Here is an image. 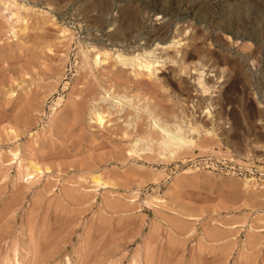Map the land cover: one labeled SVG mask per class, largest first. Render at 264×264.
<instances>
[{"label": "rangeland", "instance_id": "obj_1", "mask_svg": "<svg viewBox=\"0 0 264 264\" xmlns=\"http://www.w3.org/2000/svg\"><path fill=\"white\" fill-rule=\"evenodd\" d=\"M12 1L0 264H264V0Z\"/></svg>", "mask_w": 264, "mask_h": 264}, {"label": "bare ground", "instance_id": "obj_2", "mask_svg": "<svg viewBox=\"0 0 264 264\" xmlns=\"http://www.w3.org/2000/svg\"><path fill=\"white\" fill-rule=\"evenodd\" d=\"M5 3L9 6H14L15 8H21V9H26L25 6H22L20 4H18L17 1H12V0H5ZM10 9V8H9ZM13 12V11H12ZM14 13V12H13ZM19 13V12H18ZM17 13V14H18ZM15 15V14H13ZM12 15V16H13ZM147 55V54H146ZM150 55V53H149ZM121 59H123L120 56ZM96 61V60H95ZM128 60L124 59V63L126 64ZM131 61V60H130ZM98 62V60H97ZM123 62V61H122ZM145 62V61H144ZM147 63V62H146ZM144 63V64H146ZM152 63V62H151ZM151 63H147V64H151ZM141 64V63H140ZM143 64V65H144ZM145 69H150V65H146L144 66ZM141 68V67H139ZM143 68V67H142ZM202 72V71H201ZM204 73V72H203ZM202 73V74H203ZM199 74V73H198ZM197 74V75H198ZM205 75V74H204ZM203 75V76H204ZM202 77H198V82L197 85H199L200 87H202V91L205 93H207V89L205 86V83L203 82V80L201 79ZM199 87V88H200ZM201 90V89H200ZM207 113V112H206ZM209 114V112L207 113ZM206 115V114H205ZM101 116V115H100ZM104 117H99V121L102 123V121ZM210 118V117H209ZM178 122V121H177ZM189 124V123H188ZM151 127L152 129L156 130L159 133L160 139L158 141V150H160V153L162 156L161 158L165 160L170 161L169 159H173L174 157H176L177 155L181 154L183 151H185L186 149L192 147L194 145V140L191 139V135L192 133H194L195 131H197L199 129V127H196L193 124H189L186 125L188 126L187 128L184 126L183 122L181 123H171V122H163L161 121V119L151 116ZM151 129V130H152ZM208 133V132H207ZM154 139L150 138V144L154 143L153 142ZM137 146V145H136ZM152 146V145H151ZM135 147V145H134ZM150 147V146H149ZM136 148V147H135ZM153 151V150H152ZM159 156V157H160ZM180 157V156H179ZM174 160V159H173ZM172 161V160H171ZM39 170V169H38ZM37 171V169H36ZM95 184L97 183H101V179L100 177L95 178ZM247 186V185H246Z\"/></svg>", "mask_w": 264, "mask_h": 264}]
</instances>
